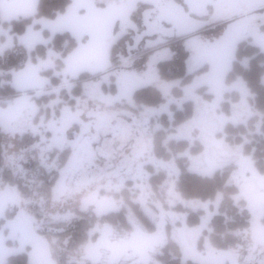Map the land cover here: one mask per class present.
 <instances>
[{"label": "snow or ice", "instance_id": "6c2138e0", "mask_svg": "<svg viewBox=\"0 0 264 264\" xmlns=\"http://www.w3.org/2000/svg\"><path fill=\"white\" fill-rule=\"evenodd\" d=\"M5 2L12 4L14 0H0V4ZM210 6L214 9L211 21L226 23L222 35L213 41L204 40L198 34L207 22L204 18L209 17ZM138 12L142 14L143 31L134 22ZM258 13H264V0H182V3L177 0H70L64 13L54 20L41 18L39 31L32 24L23 35L14 36L10 28L8 31L0 28V36L6 37V43L0 44V55L15 40L29 53L38 45H50L51 36L44 39L42 35L45 29L52 36L67 32L73 37L72 47L66 52L57 53L49 48L46 58L37 57L33 63L29 57L21 70L12 71L10 83L16 93L10 99L0 100V132L9 137L25 134L38 137L37 142L19 154L6 153L5 167L13 174L24 175L22 162L31 155L41 167L54 171V183L48 192L53 208L69 206L83 213H94L97 218L126 210L130 231L115 242L116 230L108 223H96L89 231L82 251L90 264H153V255L168 242L165 225L169 221L173 224L179 221L182 225L175 229L173 239L186 260L192 259L196 264H241L239 248L217 250L206 241L205 251L196 249L201 233L205 229L211 231L208 225L216 213L208 211L209 205L219 209L223 194L217 193L214 201L206 203L185 199L177 190L181 175L177 158L173 156L165 161L156 156L155 133L160 125L154 128L151 121L165 112L171 120L169 105L175 103L180 107L186 101L194 105L193 115L169 132L165 143H192V132L199 129L198 139L204 150L195 155L188 151L180 153L189 161L190 172L211 177L230 163L238 166L232 179L241 187L233 199L238 206L241 199L247 200L252 215L251 229L236 233L245 239L250 237L243 264H264V225L257 223L264 218V175L257 173L243 145L233 148L216 138V133L229 123L246 124L257 115L264 122V115L256 113L248 103L251 94L245 83L242 80L226 83L241 41L251 38L264 51V14ZM32 14H36L35 8ZM4 15L9 23L20 17L12 9ZM130 30L139 33L137 46L144 37L158 34V39L149 40L147 47L150 48L164 44L166 37L185 38L189 53L187 71L192 79L183 86L180 100L173 97L172 90L179 88L181 81H165L158 70L162 61L171 58L167 48L154 51L143 71L133 68L129 48L128 58L119 57L120 70H114L115 45ZM113 83L116 93H106L104 86L111 88ZM149 86L157 88L167 103L158 108L142 107L138 115L119 107L126 103L136 108L134 93ZM202 88L214 98L209 101L198 94ZM231 92L238 93L240 100L232 105L229 116L220 107L225 94ZM41 98H47V102L42 103ZM52 154L55 159H50ZM149 165L166 176L161 191L167 196V210L154 198ZM252 186L257 189L254 194L250 191ZM6 191L14 193L15 203L5 204L2 195ZM124 193L131 194V204L143 211L155 225V231L146 229L126 202ZM34 203L40 206V219L29 208ZM45 203L43 197L25 198L16 185L0 178V218L5 217L6 210L15 209L14 215L0 227V264H6L8 257L25 253L26 249H30L28 264H56L52 248L55 241L50 242L43 235V227L46 221L70 223L74 213L52 214ZM177 204L192 211L202 208L206 214L199 226L189 228L186 214L172 210ZM96 233L99 238L93 243ZM8 241L13 246H8ZM104 248L109 249V254L101 251Z\"/></svg>", "mask_w": 264, "mask_h": 264}, {"label": "rangeland", "instance_id": "374dc122", "mask_svg": "<svg viewBox=\"0 0 264 264\" xmlns=\"http://www.w3.org/2000/svg\"><path fill=\"white\" fill-rule=\"evenodd\" d=\"M177 2L182 3V0H177ZM213 12H214V9L211 8L210 6L209 7V17L204 18L207 22L205 23L201 31L198 33L204 40H207V41H213L216 38H218L220 35H222L226 27V23L224 22L211 21L210 17ZM258 14H264V13H258ZM134 22L137 24V27L141 29V31H143L141 13L138 12L137 14H135ZM0 28H3L4 31H8L9 28L11 29L10 26L5 27L1 25H0ZM10 34L14 35L12 32H10ZM138 34L139 33L137 31L130 30L128 34L122 37L123 40H121L119 44L120 49L116 53H114V56H113V62L115 65L114 70H120L119 57L124 56V58H128L129 48L132 49L131 51L132 66L137 71L144 70V66L147 63L148 58L154 53V51L167 48V50L171 54V58L166 60V61H169V60H173L177 58L182 50H186L187 56H185L186 58L183 61V65H182L183 66L182 67L183 77L173 76L174 78L163 79L162 71L158 65V70H159L161 79L168 81V82L181 81V86L179 87L181 90V93L180 94L178 93V91L176 90L177 88H174L172 90L173 97L176 100H180L183 96V91H182L183 86L189 83L192 79V75L189 74L187 71L186 61H187L189 53L185 47V38L180 37V36L166 37L164 44L158 45L156 48H150V47H147L149 40L158 39L159 38L158 34H154L151 37H144L141 40L140 44L137 46L136 36ZM247 40H250L251 43H253L251 38ZM4 43H6V37L0 36V44H4ZM14 43H13V46H14ZM68 44H69L68 40H65L63 41V44L61 43L62 46L60 45V48H61L60 50H57L56 47L55 48L51 47L50 46L51 43L48 48H51L53 51L57 53H64L63 52L64 48H66ZM253 44L256 45L255 43ZM45 46H48V45H45ZM12 47L5 48L3 54L9 49H12ZM261 52L264 53V51L262 50ZM3 54L0 55V57H2ZM26 55H27L26 61L25 62L21 61L20 62L21 65H23V63L25 65L29 57H31L29 55L28 50H26ZM37 57L39 56H36L35 60L32 59L33 63L37 62ZM14 59L15 57H10L8 59V62L6 63L7 64L12 63ZM162 62H165V61H162ZM241 64L243 66H247V60L243 59L241 61ZM14 65L15 63L12 64L10 67H13ZM23 66L21 68L16 67L10 71L6 70V72L11 77L12 71L14 70L19 71L23 68ZM182 69H181V65L178 64L177 66H168L165 72L169 74H174L178 72L180 73ZM231 69H232V66H231ZM0 73H3L4 75L5 74L4 69H0ZM186 76L188 77L186 78ZM53 79L55 78L53 77ZM236 80L243 81L241 77H236L234 81ZM231 83H228V84H231ZM262 83L264 84V76L262 77ZM2 85H4L3 81L0 83V86ZM76 91H79V89H77ZM104 91L106 93L111 92V94L114 95L116 93L115 84L113 83L111 88L105 85ZM198 94L202 95L205 99H208L209 101L214 98L208 94L206 88L200 89L198 91ZM14 96L15 94L11 96H7L5 98H0V100H7ZM252 97H253V94L249 96L248 103L253 107V104L251 102ZM133 98L136 104V108H132L130 105H127L126 103L120 105L119 107L122 110L131 111L134 115H138L139 111L142 110V107L158 108L161 104L167 103V101L165 100L163 95L160 93V91L153 86L138 89L134 93ZM239 100H240V97L238 93L236 92L226 93L224 101L221 104L220 111H223L225 115L230 116L231 111H232V105L235 103H239ZM41 102L46 103L47 98H41ZM187 108H189L192 111V115H193L194 105L192 104L191 101H186L180 107H177L175 103L170 104L169 111H171L173 114L171 120L169 119L168 114L165 112V113H161L158 118H154L151 121V124L154 128L157 124L160 125V129L155 133V153H156L157 158L167 161V160H170L173 156H175L177 158L176 163H177L178 168L180 169V173H183V172L192 173L188 170L189 161L187 160L186 157L181 156L180 153L188 151L192 153L193 155H195L203 151L205 147L198 139L200 135L199 129L193 130L192 135L194 137V141L192 143H189L187 141L179 142V143L178 142L165 143L169 132L173 131L179 124L183 123L184 121L191 119L192 115L191 117L186 118L182 122H179L178 120V115L180 111H185V109ZM242 124H245V123H242ZM261 124H262L261 120H258L257 122H255L254 127L250 129L249 134L242 136L243 141L240 144L235 143L236 134L234 132L236 129L228 128V125L238 126L239 124H231V123L227 124L223 128L222 131H218L216 133V138L223 139L226 144H228L229 146L233 148L243 145V150H244L245 144L251 145L253 142L256 144H259V138L264 137V133L261 132ZM258 125H259V130L257 128ZM254 133L255 135H253ZM252 136H254L253 138L255 141L251 139ZM37 140H38V137H33L31 134H25L24 136L17 135L16 137H9L7 134L0 132V178H2L5 182H11L12 184L16 185L22 191V193L25 195V198L27 199L39 200L41 197H43L46 201L45 207L52 214H55L57 211H59L61 214L72 211L74 213V218L70 223H57V222L46 221L43 227V235H45L50 242L55 241V243L52 245V248H53V259L56 261V264H90L89 261L84 259V255L82 251L83 246L88 242L89 231L95 226L96 223H101V224L108 223L110 226H112L116 230L117 235L113 241L115 242V240L121 238L126 232L130 231V227L127 224L126 210L122 209L119 213L110 214L102 218H97L94 215V213H91V212L83 213V212H80L78 209L69 207V206H64L63 208H60V207L53 208L51 205V201L48 198V192H49L50 187L54 183V178L56 175L54 171L49 172L47 169L41 167L39 165L38 159H33L31 155L27 156L26 159L22 162V167L25 171L24 175L13 174L11 169L5 167V154L6 153L9 155L13 153L19 154L22 150L28 149L33 143L37 142ZM245 155H248L253 159L251 153L249 154L245 153ZM55 158H56L55 154H52L50 156V159H55ZM254 165H255V162H254ZM147 170L150 173V185L154 193V198L159 200L164 205L165 209L167 210L168 208V205L166 203L167 196L165 192L161 191V185L164 183L166 176L162 172H156V170L152 168V166L150 165L147 167ZM256 170L259 175H264L263 173L259 172L257 168ZM237 171H238V166L234 162L216 171V172H219L220 174H226L225 185L236 187V192L233 193L232 191L231 193H228V194L225 193L224 191L217 192V193L223 194V197H224L223 201L219 209H216L212 204L209 205L208 211L216 213L212 217L208 225V228H210L211 231H208V229H205L201 233L200 239L196 241V249L197 251H200V252L205 251L206 241L209 244H211L214 248H216L217 250L228 251L229 249L239 248L240 254H241V264H243V259L247 254V245L249 243L250 237L249 239H245L243 236H237L236 233L237 232L243 233L244 231L251 229L252 215L248 211L247 200L241 199V201L239 202V206H238L236 201L233 199V196L239 194L240 187H241L240 183H237L236 181L232 179L233 173ZM247 175L250 177L251 174L249 173ZM32 180H35L36 183L30 184L29 182ZM250 191L254 194L257 191V189L255 188V186H252L250 188ZM124 196H125L126 202H128L130 206L133 208V211L141 219L142 223H144L146 229L150 232L155 231V225L152 224V222L147 217L144 216L143 211L138 206L131 204V194L124 193ZM215 197L216 195L214 196V198L207 199V200H201L198 198H191V199L185 198V199L199 200L202 203H206L208 201H214ZM29 208L31 212L37 217V219L42 218L41 212H40V206L38 203L29 205ZM241 209H243V211H241ZM153 210L158 212V210L155 209L154 206H153ZM172 210L179 214H186V223H187L188 213L185 212L184 210L192 211L191 209H186L182 205H179V204H177L176 207ZM197 211L200 212L198 214L197 223H195V225L187 224L189 228L199 226V224L201 223V217L206 214L202 208ZM14 212H15V209L6 210L5 217L0 218V227H3V225L7 222V219L11 218L14 215ZM257 223L264 225V218L258 219ZM180 227H182V225L179 221H177L175 224L169 221L165 225V233L167 234L168 242L172 241L178 247V252L181 254L179 258V262H178L179 264H196V261L192 259L186 260L184 258V255L179 245L173 239V233L175 229L180 228ZM98 238H99V233L94 234L92 237L93 243H95L96 239ZM8 246H13V242L8 241ZM28 251H30V249H26V253ZM101 251L104 252L106 255L109 254L108 248H104ZM156 253H158V251ZM171 258H176V256L175 257L169 256V258L165 262H167L168 264H176L173 261H171ZM27 259L29 261L28 255H27ZM152 259H153V264H164L161 260L155 259L154 255Z\"/></svg>", "mask_w": 264, "mask_h": 264}, {"label": "trees", "instance_id": "16d2710c", "mask_svg": "<svg viewBox=\"0 0 264 264\" xmlns=\"http://www.w3.org/2000/svg\"><path fill=\"white\" fill-rule=\"evenodd\" d=\"M70 0H40L38 4L36 18H43L52 20L57 17L58 14H63L66 10ZM32 24V17L21 18L11 21V23L4 21L1 26H10L11 32L14 36H20L24 34L27 27ZM68 40L69 44L66 48H64L63 52H66L69 48L72 47L73 37L67 33H58L53 36L51 40V47H56L57 49H61L60 45L63 44V41ZM123 40L122 38L115 45L114 53H116L120 47L119 44ZM14 46L12 49L6 51L2 57H0V69H4L5 74L0 75V83L3 81L4 85L0 86V98H5L7 96H11L16 93V90L12 87L10 81L11 77L7 74L6 70H12L14 68H21L23 65L20 64L21 61L25 62L27 55L24 47L20 45L17 40L14 41ZM62 46V45H61ZM48 46L38 45L29 55L31 59L39 56L40 58L45 57L46 49ZM119 47V48H118ZM185 56H187V51L182 50L177 58L169 61H165L159 64V68L162 71V78H174L181 77L183 75V61L185 60ZM10 57H15L12 63L8 62ZM243 59L247 60V66H243L241 61ZM15 65L10 67L12 64ZM181 65L182 71L179 73L169 74L166 73L165 70L168 66H177ZM5 76V77H4ZM264 76V53L261 50L251 43L250 40H244L239 43L237 46L234 60L232 61V69L227 74L226 82H233L236 77H241L248 87L253 97L251 98V102L253 104L254 110L256 113L260 115H264V84L262 83V77ZM183 77V76H182ZM188 76H186L187 78ZM7 81V82H5ZM178 93H181L180 88L176 89ZM192 111L187 108L185 111H180L178 115L179 122H182L186 118L191 117ZM260 120V116H253L250 118L247 124L240 123L238 126L228 125L229 129L235 130V143L240 144L243 135L249 134L251 128L254 127L255 122ZM261 132L264 133V122L261 124ZM255 135V133L253 134ZM254 136L251 137L252 140ZM255 141V140H254ZM252 149V151H251ZM245 153H251L255 162L256 168L259 172L264 174V137L259 138V144L252 143L244 145ZM227 172V171H225ZM225 177L226 174H220L216 172L213 176H201L194 173H186L183 172L180 175V178L177 182V190L181 193L184 198H198L201 200L212 199L217 194L218 191H224L225 193H231L233 191L236 192V187L225 185ZM188 213L187 224L197 223L199 211H189L184 210ZM180 253L178 252V247L172 242L169 241L165 246L158 250V253L154 254L155 259L161 260L164 264H168L165 262L169 256H173L176 258H171L176 264H179ZM6 264H28L27 253L18 254L15 256H11L7 258Z\"/></svg>", "mask_w": 264, "mask_h": 264}, {"label": "clouds", "instance_id": "9594fccd", "mask_svg": "<svg viewBox=\"0 0 264 264\" xmlns=\"http://www.w3.org/2000/svg\"><path fill=\"white\" fill-rule=\"evenodd\" d=\"M39 3L40 0H14V3L12 4H9L7 2L0 4V24L6 21V16L4 15V13L8 9H12L15 13L23 16L24 18L32 17V24L34 26L39 25V21L41 20V18H36V14H32L34 8L36 9L37 13ZM2 199L5 204L9 202L15 203V195L11 192H4L2 195Z\"/></svg>", "mask_w": 264, "mask_h": 264}, {"label": "crops", "instance_id": "0c3cea01", "mask_svg": "<svg viewBox=\"0 0 264 264\" xmlns=\"http://www.w3.org/2000/svg\"><path fill=\"white\" fill-rule=\"evenodd\" d=\"M21 18H24L23 16H20L19 18H17V19H21ZM16 20V19H15ZM52 20H54V19H52ZM6 22H8V21H6ZM30 25H32V24H30ZM29 25V26H30ZM28 26V27H29ZM40 28H41V26L40 25H35L34 26V30H36V31H39L40 30ZM59 33V32H58ZM58 33H56V34H58ZM55 34V35H56ZM70 34V33H69ZM23 35V34H22ZM42 35H43V37H44V39H48L49 38V36H51V40H52V38H53V36H52V34L50 33V32H48L46 29L44 30V32L42 33ZM71 35V34H70ZM17 42H19L18 40H17ZM22 45V44H21ZM23 46V45H22ZM24 47V46H23ZM25 48V47H24ZM26 49V48H25ZM48 47H47V49H46V55H45V58H46V56H47V52H48ZM27 50V49H26ZM34 50V49H33ZM32 50V51H33ZM57 50H60V49H57ZM41 59H43V58H41Z\"/></svg>", "mask_w": 264, "mask_h": 264}]
</instances>
